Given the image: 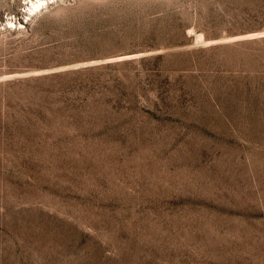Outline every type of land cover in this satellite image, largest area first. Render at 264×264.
<instances>
[{"label":"rangeland","instance_id":"obj_1","mask_svg":"<svg viewBox=\"0 0 264 264\" xmlns=\"http://www.w3.org/2000/svg\"><path fill=\"white\" fill-rule=\"evenodd\" d=\"M30 2L0 0V264H264V0Z\"/></svg>","mask_w":264,"mask_h":264},{"label":"bare ground","instance_id":"obj_2","mask_svg":"<svg viewBox=\"0 0 264 264\" xmlns=\"http://www.w3.org/2000/svg\"><path fill=\"white\" fill-rule=\"evenodd\" d=\"M53 0H31L30 4L26 3L27 8L26 10H28L30 13L36 10L41 9L46 3L52 2ZM26 7V6H25ZM6 25L7 26H16V23H13V21L11 20H6Z\"/></svg>","mask_w":264,"mask_h":264}]
</instances>
